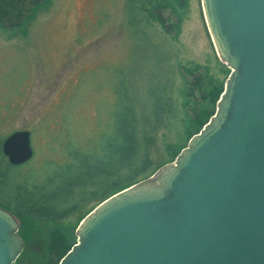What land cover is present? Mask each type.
Returning a JSON list of instances; mask_svg holds the SVG:
<instances>
[{"label":"rangeland","instance_id":"374dc122","mask_svg":"<svg viewBox=\"0 0 264 264\" xmlns=\"http://www.w3.org/2000/svg\"><path fill=\"white\" fill-rule=\"evenodd\" d=\"M168 1L170 32L148 19L146 0H49L22 29L0 28V138L31 133L34 157L24 170L36 180L47 168L98 152L103 136H111L118 92L134 93L153 123L149 165L137 181L187 148L191 119L204 102L190 90L192 77L225 90L231 70L216 53L201 0L184 7ZM98 204L81 199L62 217L27 220L37 233L68 230Z\"/></svg>","mask_w":264,"mask_h":264},{"label":"water","instance_id":"95a60500","mask_svg":"<svg viewBox=\"0 0 264 264\" xmlns=\"http://www.w3.org/2000/svg\"><path fill=\"white\" fill-rule=\"evenodd\" d=\"M201 2L231 70L215 115L175 163L89 213L60 264H264V0ZM2 152L29 163L31 133L13 132ZM24 247L0 207V264H16Z\"/></svg>","mask_w":264,"mask_h":264},{"label":"trees","instance_id":"16d2710c","mask_svg":"<svg viewBox=\"0 0 264 264\" xmlns=\"http://www.w3.org/2000/svg\"><path fill=\"white\" fill-rule=\"evenodd\" d=\"M48 1L0 0V28L9 32L22 29ZM176 1L180 7H184L187 0ZM146 4L147 8L144 9L148 19H153L167 32L172 31V25H168L169 18L165 16L171 6L169 1L146 0ZM192 78L190 90L199 91L204 102L195 109L191 119L195 130L189 133L190 140L215 115L224 92L222 85L211 83L206 88L202 76L195 75ZM134 95L129 91L118 92L111 136H103L97 153L82 155L85 158L78 163L73 157L72 162L63 166L47 168L48 175L41 182L36 180L34 172L24 170L29 163L22 166L9 164L2 152L4 140L0 138V207L17 217L19 234L25 244L16 264H60L77 243L75 232L80 223L96 207L83 216L77 226L68 230L54 227L37 233L27 218L40 215L38 217L52 220L56 216L62 217L81 199L93 198L101 204L118 192L143 181L137 180L144 175L149 165V129L153 128V123L148 122V115H141ZM61 207H66L65 213L58 212Z\"/></svg>","mask_w":264,"mask_h":264}]
</instances>
